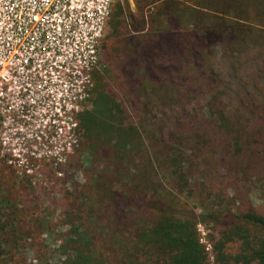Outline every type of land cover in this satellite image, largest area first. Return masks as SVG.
I'll return each instance as SVG.
<instances>
[{
    "label": "rangeland",
    "instance_id": "obj_1",
    "mask_svg": "<svg viewBox=\"0 0 264 264\" xmlns=\"http://www.w3.org/2000/svg\"><path fill=\"white\" fill-rule=\"evenodd\" d=\"M251 2L115 1L75 126L63 114L23 145L0 147V264H67L78 253L94 264H163L168 253L141 239L162 213L264 216V38L237 44L215 12L238 10L246 19L236 24L255 19L259 30L264 0ZM84 114L95 128L82 125ZM196 231L205 264H219L220 249L234 258L245 248V233Z\"/></svg>",
    "mask_w": 264,
    "mask_h": 264
},
{
    "label": "built area",
    "instance_id": "obj_2",
    "mask_svg": "<svg viewBox=\"0 0 264 264\" xmlns=\"http://www.w3.org/2000/svg\"><path fill=\"white\" fill-rule=\"evenodd\" d=\"M115 1L0 0V147L23 145L63 114L75 126Z\"/></svg>",
    "mask_w": 264,
    "mask_h": 264
},
{
    "label": "trees",
    "instance_id": "obj_3",
    "mask_svg": "<svg viewBox=\"0 0 264 264\" xmlns=\"http://www.w3.org/2000/svg\"><path fill=\"white\" fill-rule=\"evenodd\" d=\"M244 1L245 0H243V2ZM247 2L250 6L253 4L251 0H247ZM215 12L221 15V17L216 15L217 17L224 20L228 19L227 27L229 37L232 41H236L237 44H241L240 40L242 39V36L250 38L254 35L264 38V21L261 24V29L258 30L256 29L257 27H255V25L258 24V21L250 19L251 26L249 25V27L244 30L236 24L240 21H245L244 19H246L244 16L233 14V12H238V10H235L232 13L230 12V14L221 11ZM242 12L246 11L243 10ZM212 35L214 34L212 33ZM218 35L221 36L222 34ZM250 43L253 44V40H250ZM219 117L221 119L220 121L225 123V114L221 113ZM81 121L83 126H88V129L97 126L96 120L92 114H84ZM223 128L229 131V127L226 124L223 125ZM114 133L120 136L118 137L120 142H123L125 138L128 137V134L124 132V130H121V126H118V129L116 132L114 131ZM120 147L121 144L117 143L115 148L121 149ZM229 218L231 220L227 221ZM197 224H214L226 228L228 231L223 234V237L227 240H230L228 237H233L234 235L238 236V233H245L243 236H240L242 237L240 238L242 240V245L245 246L241 255L233 258L225 255L222 252V249H220L218 253L219 264H264V239L261 238L259 241L257 239L255 243H252L250 242L251 240L247 238L249 231L264 235V216L254 210L236 214L231 213L228 216H220L219 214L201 215L198 220L186 216L175 217L171 215V213L165 212L161 214V217L155 226L148 228L141 233V239L145 245L152 248L159 247L168 253L169 259L163 264H205L206 254L204 248L199 242L196 231ZM7 228L8 225L3 220L0 210V254L3 253L5 235L8 231ZM12 230L16 232L17 228L12 227ZM93 261V257L89 254L85 255L78 253L75 258L70 259L67 264H94Z\"/></svg>",
    "mask_w": 264,
    "mask_h": 264
}]
</instances>
